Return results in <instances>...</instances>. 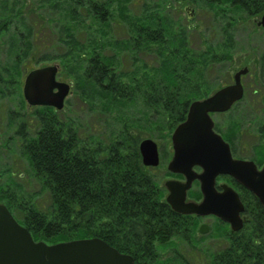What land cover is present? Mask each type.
Returning <instances> with one entry per match:
<instances>
[{"label": "trees", "instance_id": "16d2710c", "mask_svg": "<svg viewBox=\"0 0 264 264\" xmlns=\"http://www.w3.org/2000/svg\"><path fill=\"white\" fill-rule=\"evenodd\" d=\"M201 1L216 10L221 7L222 12V6L229 4L231 10L242 12L248 19L264 15V0ZM89 6L100 23L108 21L104 4L92 2ZM134 30L126 46L135 54L155 48L161 62L158 68L125 74L120 61L96 51L80 56L76 44L69 47L62 63L75 67L77 82L86 80L87 90L102 109L118 114L139 105L145 126L149 122L162 124L173 132L186 120L191 102L212 91L205 72L230 55L226 53L221 59L213 50L195 53L185 30L170 32L152 19L138 22ZM69 57L75 64L68 63ZM39 110L33 116L35 133L32 135L23 122L17 134L31 174L49 194L51 205L45 211L39 209L18 183L0 195V203L35 241L52 245L99 238L120 253L131 255L136 264H193L182 255L177 241L193 243L197 222L171 210L159 181L142 166L138 150L142 121L131 122L118 138L105 141L99 136L83 137L74 120L62 119L51 108ZM237 126L230 122L232 134ZM133 131H139L138 135ZM239 195L245 206V226L212 253L210 264H264L263 207L246 189L240 188ZM164 250L171 251L166 258Z\"/></svg>", "mask_w": 264, "mask_h": 264}, {"label": "rangeland", "instance_id": "374dc122", "mask_svg": "<svg viewBox=\"0 0 264 264\" xmlns=\"http://www.w3.org/2000/svg\"><path fill=\"white\" fill-rule=\"evenodd\" d=\"M92 2L105 5L108 21L100 23L94 18L89 11ZM188 8L194 11L191 18ZM220 8L216 10L201 0H0V195L9 185L20 184L39 209L45 211L51 205L49 194L31 174L17 132L20 124L26 122L27 130L33 135L37 129L34 112L41 111V108L31 109L23 96L26 76L34 69L53 65L59 67L58 79L71 86L65 109L60 112L62 119L74 120L83 137L99 136L105 141L118 138L130 128L131 122L142 121L139 138L153 140L161 156L156 178L162 186L165 181L176 178L167 173L173 156V132L162 128V124L149 122V126H145L139 105L118 114L102 109L97 105V98L87 90L86 80L77 82L75 67H64L62 63L69 47L76 44L80 56L96 51L120 61V69L125 74L158 68L161 62L155 48L135 54L126 46L135 35V26L144 19H152L170 32L185 30L190 49L195 53L213 50L216 56L225 58L205 72L213 87L212 91H206L205 97L230 83L236 72L245 67L249 69V75L243 80L247 91L245 100L235 110L215 115L213 119L217 133L231 140L238 159L255 161L262 166L264 156L257 158V154L264 155V150L257 149L262 145L257 144L255 138L264 129V114L255 112L264 109V76L261 75L264 73V30L255 26L260 17L248 19L242 12L231 10L229 4L222 6L224 12ZM226 53L230 56L223 58ZM68 59L69 64H75L74 59ZM231 121L241 128V139L234 140L236 130L233 129L234 134L230 132ZM138 132L133 131L135 135ZM219 179L222 182V178ZM189 193L192 201L203 200L199 183L196 182ZM195 221L198 224L195 222L197 232L193 243L177 241V245L193 264H210L212 253L224 247L233 233L228 224L215 217ZM203 224L209 226L206 235L198 232ZM170 253L164 250L162 255L166 258Z\"/></svg>", "mask_w": 264, "mask_h": 264}, {"label": "water", "instance_id": "95a60500", "mask_svg": "<svg viewBox=\"0 0 264 264\" xmlns=\"http://www.w3.org/2000/svg\"><path fill=\"white\" fill-rule=\"evenodd\" d=\"M189 18L193 9L188 8ZM264 28V15L257 23ZM59 67L46 66L32 70L26 77L23 94L30 106L64 109L71 86L58 80ZM249 73L247 68L234 77V84L224 87L203 100L194 101L186 120L172 135L174 156L168 171L185 177V182L169 180L166 202L172 210L184 216H215L228 223L233 232L244 227L241 217L245 208L239 195L229 186L223 192L215 189L216 179L229 175L249 190L264 209V167L259 170L254 162L235 160L230 146L215 132L213 114L228 112L244 97L241 78ZM140 153L145 167H158L157 144L151 139L140 143ZM202 170L197 173L194 169ZM199 181L203 200L187 202L192 184ZM209 227L202 225L200 233L208 234ZM0 264H136L135 259L99 238L75 240L48 245L35 242L31 233L14 218L4 204H0Z\"/></svg>", "mask_w": 264, "mask_h": 264}, {"label": "flooded vegetation", "instance_id": "af4514ba", "mask_svg": "<svg viewBox=\"0 0 264 264\" xmlns=\"http://www.w3.org/2000/svg\"><path fill=\"white\" fill-rule=\"evenodd\" d=\"M255 26H256L257 28L259 27L257 24H256ZM259 29H262V28L259 27ZM236 73H238V72H236ZM236 73L231 77V82H230V83H226V84H224L223 87L231 86V85L234 84V80H235L234 77H235ZM248 75H249V73H248L246 76H248ZM261 75L264 76V73H261ZM246 76H242V78H241L242 85H243V88H244V98H243L241 101H239L238 103H236L235 105H233V107L230 109V111H228V112H226V113H229V112H231L232 110H235V108H237L238 105L241 104V102H243V101L245 100V97H246V95H247V91H246L245 85H244V83H243V80H244V78H245ZM30 108L32 109V107H30ZM34 113H35V112H34ZM226 113H223V114H226ZM256 113H257V114H259V113L264 114V109H260V110L256 111L255 114H256ZM215 115H219V114H213V115H212V118H213V116H215ZM213 120H214V119H213ZM34 124H36V123L34 122ZM215 130H216V124H215ZM235 130H236V132H235V133H236V134H235L236 136H235L234 140L237 139V138H240V139H241V136H240L241 128H239V125L237 126V128H235ZM216 132H217V130H216ZM218 134H219V133H218ZM220 135H221V134H220ZM224 135H225V134H223V135H221V136H222L223 139H224L227 143H229V145H230L231 140L225 139ZM255 139L257 140V144L262 145V146H260V147H262V148L257 147V149L264 150V129H261V134L258 136V138H255ZM230 148H231V152H232V156H233V158H234V159H238L237 155L234 154L233 146L231 147V145H230ZM138 150H139V157H141L142 166L144 167V165H143V158H142V155H141V153H140V149H139V147H138ZM172 151H173V147H172ZM173 154H174V151H173ZM258 155H259V156H258ZM159 156H160V153H159ZM262 156H264V155H262V154H257V158H261ZM159 158H160V161H161V156H160ZM253 162L255 163V165L257 166L258 169H261V168L263 167V165H264V164H262V166H260L259 163L255 162V161H253ZM144 168H146V167H144ZM146 169H148L149 172H151V174L154 175L155 179H157L156 176L158 177V175L155 176V172H157L158 168H156V169L146 168ZM219 178H222V182L220 181ZM219 178L216 180V190H217L218 192H222V191H223V190H222V186H223L224 184L228 185L229 187H231L232 189H234L236 192H239L241 186H240V184H238L233 178H231V177H229V176H222V177H219ZM175 179H177V180H183V177L179 176V177H176ZM157 180H158V179H157ZM163 195H165V192H164V191H163ZM187 200L192 201L190 196H188V199H187Z\"/></svg>", "mask_w": 264, "mask_h": 264}]
</instances>
